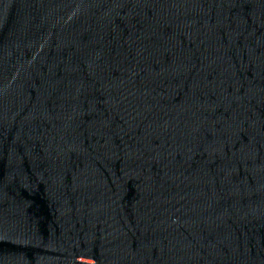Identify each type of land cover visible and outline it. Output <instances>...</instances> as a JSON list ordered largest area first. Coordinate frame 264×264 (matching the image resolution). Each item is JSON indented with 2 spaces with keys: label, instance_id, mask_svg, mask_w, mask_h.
Listing matches in <instances>:
<instances>
[{
  "label": "water",
  "instance_id": "water-1",
  "mask_svg": "<svg viewBox=\"0 0 264 264\" xmlns=\"http://www.w3.org/2000/svg\"><path fill=\"white\" fill-rule=\"evenodd\" d=\"M0 131L264 145V0H0Z\"/></svg>",
  "mask_w": 264,
  "mask_h": 264
}]
</instances>
